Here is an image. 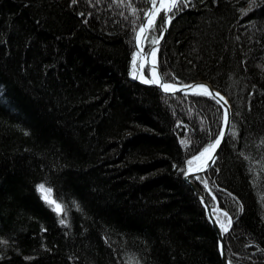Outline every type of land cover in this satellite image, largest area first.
<instances>
[{"label": "trees", "instance_id": "1", "mask_svg": "<svg viewBox=\"0 0 264 264\" xmlns=\"http://www.w3.org/2000/svg\"><path fill=\"white\" fill-rule=\"evenodd\" d=\"M249 3L191 0L157 56L165 80L207 81L232 108L215 164L193 180L228 228L230 264H264V0ZM149 7L0 0V264H222L179 166L212 142L223 110L133 80ZM45 181L67 226L36 191Z\"/></svg>", "mask_w": 264, "mask_h": 264}, {"label": "snow or ice", "instance_id": "2", "mask_svg": "<svg viewBox=\"0 0 264 264\" xmlns=\"http://www.w3.org/2000/svg\"><path fill=\"white\" fill-rule=\"evenodd\" d=\"M73 3H76V0H72ZM150 3L152 4V9L150 12L146 13L148 15L147 25H141L139 27V31L135 32L134 40H135V47L139 48L141 44V40L148 39V36L146 35V32L150 29L154 30L155 26V17L159 15L161 12L164 13V18L170 22L171 19L174 17L176 12L181 10V6L187 7L191 3V0H150ZM159 4V7H156V5ZM256 5V0H250L249 3V9L248 11H251L252 8ZM246 14V13H245ZM160 31H166V28L163 27V21H161V27ZM150 43L153 45L159 44V38L153 37L150 40ZM143 49H141V52ZM156 48H152L150 50V54L155 57L156 55ZM137 53L133 54L132 57V64L133 68L135 69L136 65V59H137ZM155 63V62H154ZM143 67V65H141ZM167 76L166 73H159L156 68L152 69L151 72V79H145L143 75L140 77L141 83L149 84V85H155L162 89L165 93H176L181 90L180 87H177L176 82H168L165 80V77ZM133 78L135 79L136 76L133 74ZM173 81H175V78H173ZM184 88H190L192 89L193 93L196 95H202L207 96L210 99H214L220 107H224V105L227 104V100L223 96H220L219 93H213L207 85L199 84V85H182ZM219 96V99H216V97ZM221 101H224V104H221ZM223 121L225 125L229 124V109L225 108L224 114H223ZM233 136L236 135L235 132L232 133ZM225 136V132L223 130L219 131V133L215 136L214 139H212V142L209 143L207 146L202 147V150H198V154H193L192 159H189L186 161L188 168L187 171H184L183 166H179L180 170L183 172L185 177H187L189 174L193 173L192 165L195 162H199L197 167L195 168L196 172H199L203 170L206 166H210L209 161L214 163V153L216 152L217 148L220 146L222 138ZM185 141H181V144H185ZM205 186L207 187V182L205 181ZM36 191L40 195V198L45 202L46 205L50 207V209L56 213L57 217L59 218V223L61 225H66V217H67V211L65 206L59 202L58 198H53V189L50 186L46 187V181L39 183L36 185ZM262 201H264V197H262ZM243 209L241 208V211ZM229 226L231 225V220L228 221ZM221 229L223 232H227L228 228L224 227L223 224H221ZM4 241H0V243H3ZM126 264H140L138 260L130 259L126 262Z\"/></svg>", "mask_w": 264, "mask_h": 264}, {"label": "water", "instance_id": "3", "mask_svg": "<svg viewBox=\"0 0 264 264\" xmlns=\"http://www.w3.org/2000/svg\"><path fill=\"white\" fill-rule=\"evenodd\" d=\"M149 3H150V0H149ZM151 7H152V4L150 3V7H149L148 12H150ZM147 19H148V15H145L143 17V19H142L141 25H145ZM169 26H170V22H168L164 18L163 27L166 28V31H163L161 33V35L159 37V44L158 45H152L148 49L146 55L143 54V52L145 50V39H142L141 40L140 49H143V51L141 52V50H140L139 55H140V60H142V57H144V63H143V67H141L140 64L138 65L137 73L135 75L136 78L133 79V80L135 82L140 83L141 85L154 87L157 90H159L163 95H165L167 97H171V98H176V97L181 96V95H196V94L193 93L192 89H190V88H184V87H182V85H177V87H180L181 88V90L179 92H176V93H165V92L162 91L161 88H159V87H157L155 85L144 84V83H141V81H140V74L144 70L148 69L149 70V74H150V71L152 70V68L150 66H146V62H148V60H149L150 50L152 48H156L157 49L156 56H158V50H159L160 46L163 44V42H164V40H165V38H166V36L168 34ZM136 52L138 53V49L137 48H136ZM156 69H157V71L159 73H161L160 70H159V68H158V65H156ZM189 84L190 85H199V84L207 85L208 88L213 93H219L220 96H223L225 98V100H227V104L224 105V107H221V108L223 110V114H224L225 108L229 109V124L228 125H225L224 124V121L222 122V126H221L220 131L223 130L225 132V136L222 138V141H221L220 146L217 148L216 152L214 153V158H215L214 163L211 162V161H209L210 166H206L203 170H201L199 172H196L195 169H194L193 170V173L189 174L187 177H185V175H184L183 180L189 186V188L194 192V194L196 195V197L199 199V201H200V203H201V205H202V207H203V209L205 211V214H206V216H207V218L209 220V223H210L211 227L213 228V230H214V232L216 234L217 242H218V252H219V256H220L221 263L222 264H230L229 263V260H228V257H227L226 249H225V235H226V233L222 231L220 225L218 224L216 218L213 215V211H212V208H211L209 202L204 197L203 193L200 191V189L198 188V186L196 185V183H194L193 180L195 178H198V177L206 174L213 167V165L215 164V162H216V160L218 158V155L220 153V150H221V148L223 146V143L227 139V137L229 135V132H230V129H231V124H232V108L230 106V103H229L228 99L222 93L218 92L211 83H209L207 81H195V82H192V83H189ZM198 96H202V95H198ZM216 99H219V96H217ZM221 104H224V101H221Z\"/></svg>", "mask_w": 264, "mask_h": 264}, {"label": "bare ground", "instance_id": "4", "mask_svg": "<svg viewBox=\"0 0 264 264\" xmlns=\"http://www.w3.org/2000/svg\"><path fill=\"white\" fill-rule=\"evenodd\" d=\"M157 7H159V5L157 6ZM152 9V8H151ZM149 18V17H148ZM156 18V17H155ZM148 20V19H147ZM145 25H147V21H146V24ZM138 31H139V29H138ZM140 47L138 48V55H139V52H140ZM143 54L144 55H146L147 54V51L146 50H144V52H143ZM139 57H140V55H139ZM155 62V63H154ZM143 63H144V57H142V60H140V65H143ZM156 65H157V56L155 55V57H153L151 54H150V56H149V60H148V62H146V66H150L152 69L153 68H156ZM147 70V69H146ZM151 72H152V70L150 71V74H149V76H148V78H145V79H151ZM141 75H143L142 73L140 74V77H141ZM134 79V78H133ZM195 82V81H194ZM223 122V121H222ZM197 185V184H196ZM199 188V187H198ZM201 191V190H200ZM202 192V191H201ZM204 195V194H203ZM205 197V196H204ZM206 198V197H205ZM208 201V200H207Z\"/></svg>", "mask_w": 264, "mask_h": 264}, {"label": "rangeland", "instance_id": "5", "mask_svg": "<svg viewBox=\"0 0 264 264\" xmlns=\"http://www.w3.org/2000/svg\"><path fill=\"white\" fill-rule=\"evenodd\" d=\"M152 7H153V6H152ZM152 7H151V8H152ZM137 49H138V48H137ZM136 53H137V52H136ZM136 63H137V68H136L135 70H136V73H137L138 65L140 64V57H139V55H137ZM147 71H148V75H149V70L147 69ZM143 72H144V71H143ZM143 72H142V74H143ZM136 73H135V75H136ZM197 163H199V162H197ZM196 167H197V166H196ZM196 167H195V168H196ZM195 168H194V169H195ZM194 169H193V170H194Z\"/></svg>", "mask_w": 264, "mask_h": 264}]
</instances>
